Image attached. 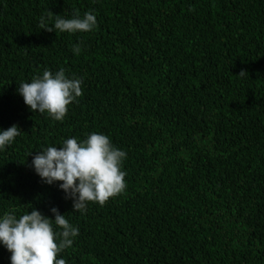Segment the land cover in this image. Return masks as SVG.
<instances>
[{"label": "trees", "instance_id": "obj_1", "mask_svg": "<svg viewBox=\"0 0 264 264\" xmlns=\"http://www.w3.org/2000/svg\"><path fill=\"white\" fill-rule=\"evenodd\" d=\"M48 10L97 26L48 32ZM60 69L83 96L56 121L17 89ZM13 125L0 218L57 208L79 229L67 264H264V0H0V131ZM93 132L126 152L127 188L81 213L32 160Z\"/></svg>", "mask_w": 264, "mask_h": 264}, {"label": "clouds", "instance_id": "obj_2", "mask_svg": "<svg viewBox=\"0 0 264 264\" xmlns=\"http://www.w3.org/2000/svg\"><path fill=\"white\" fill-rule=\"evenodd\" d=\"M96 26L97 18L92 12L85 13L82 18L78 12L73 18H64L48 10L39 22L41 29L48 32L55 29L56 33L90 32ZM72 50L79 55L80 45L73 46ZM246 74L241 70L238 75ZM17 91L33 112L47 113L56 121H63L69 106L78 103L77 98L83 96L82 80L68 78L64 69L55 74L44 70L42 76H35L31 82L19 83ZM20 135L18 125L0 131V150L12 145ZM126 156L107 135L93 132L82 142L68 138L62 147L49 146L37 152L32 166L47 184L62 182L59 187L66 193V199L73 201L74 211L85 213L89 203L104 206L126 191L127 173L122 170ZM51 212L55 219L34 208L19 218L14 213H5L0 218V243L11 253V264H67L65 259L58 257L73 245L79 229L57 208L53 207ZM54 224L61 231L57 232Z\"/></svg>", "mask_w": 264, "mask_h": 264}]
</instances>
